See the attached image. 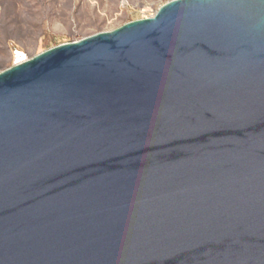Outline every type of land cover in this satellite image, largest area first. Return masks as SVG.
Here are the masks:
<instances>
[{"label":"water","instance_id":"95a60500","mask_svg":"<svg viewBox=\"0 0 264 264\" xmlns=\"http://www.w3.org/2000/svg\"><path fill=\"white\" fill-rule=\"evenodd\" d=\"M0 264H264V0L0 71Z\"/></svg>","mask_w":264,"mask_h":264},{"label":"rangeland","instance_id":"374dc122","mask_svg":"<svg viewBox=\"0 0 264 264\" xmlns=\"http://www.w3.org/2000/svg\"><path fill=\"white\" fill-rule=\"evenodd\" d=\"M170 0H0V71L10 48L30 57L62 43L153 16Z\"/></svg>","mask_w":264,"mask_h":264},{"label":"built area","instance_id":"2783aa9c","mask_svg":"<svg viewBox=\"0 0 264 264\" xmlns=\"http://www.w3.org/2000/svg\"><path fill=\"white\" fill-rule=\"evenodd\" d=\"M29 58H27V53L23 51L22 49L14 47L11 50V63L10 66H16L18 64H21L23 62L28 61Z\"/></svg>","mask_w":264,"mask_h":264},{"label":"trees","instance_id":"16d2710c","mask_svg":"<svg viewBox=\"0 0 264 264\" xmlns=\"http://www.w3.org/2000/svg\"><path fill=\"white\" fill-rule=\"evenodd\" d=\"M14 47L21 49V48L18 47V46H14ZM14 47H13V48H14ZM13 48H10V54H11V50H12ZM10 63H11V60H10Z\"/></svg>","mask_w":264,"mask_h":264},{"label":"bare ground","instance_id":"6f19581e","mask_svg":"<svg viewBox=\"0 0 264 264\" xmlns=\"http://www.w3.org/2000/svg\"><path fill=\"white\" fill-rule=\"evenodd\" d=\"M27 58H30V56L27 54Z\"/></svg>","mask_w":264,"mask_h":264}]
</instances>
